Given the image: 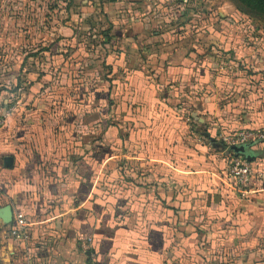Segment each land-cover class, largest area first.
<instances>
[{"label":"crops","instance_id":"0c3cea01","mask_svg":"<svg viewBox=\"0 0 264 264\" xmlns=\"http://www.w3.org/2000/svg\"><path fill=\"white\" fill-rule=\"evenodd\" d=\"M56 1L0 14V109L21 100L0 128V208L30 224L13 241L0 221L1 264H226L219 242L262 246L264 138L242 197L204 135L264 134L261 44L234 38L219 0H100L78 23L66 0L74 28Z\"/></svg>","mask_w":264,"mask_h":264},{"label":"rangeland","instance_id":"374dc122","mask_svg":"<svg viewBox=\"0 0 264 264\" xmlns=\"http://www.w3.org/2000/svg\"><path fill=\"white\" fill-rule=\"evenodd\" d=\"M39 1V0H38ZM98 1L100 0H72V2L75 3L74 4H70V6H75V10H70V14L73 12L75 14L74 20L76 19V23L79 22V18L80 20L83 18H87V15L83 14L81 11V7L86 8L87 9H91L94 8V4H96ZM20 0H0V14L3 15V18L6 17H11L12 19L16 20V18H18V14L19 11H13L12 7H17L20 3ZM47 6V7H51L53 4L55 6V3L57 4L56 0H40V3H42ZM221 7H223L224 9V13L225 18L228 21L227 22H231L233 23L236 31L234 32V38L237 40H240L244 46H248L250 44H247L250 40L249 37H251L253 39L252 41V45L255 46L257 44V48H259L260 44L262 47V50L264 51V20L260 19V18H256L254 16H250L247 14H243L240 12L239 9V5L237 3H235L233 0H219ZM18 4V5H17ZM67 6V1L66 0H60L59 1V7L61 8L60 13H59V17H60V28H63L67 23H69L67 26H70L72 28H74V21L71 20L69 13H67L65 11V7ZM72 11V12H71ZM11 12L12 14L10 16H7L6 13ZM76 12V13H75ZM102 21L105 22V20L102 18ZM106 25V23H105ZM63 26V27H62ZM85 32H87V30L83 29ZM52 32L51 30L48 31V37H47V41H50ZM249 35V37H248ZM239 36V37H238ZM77 39H80V36H78L76 34ZM60 40L61 42H64L65 38L60 36ZM204 41H207V38H205ZM256 42V44H255ZM207 44V42H206ZM251 45V47H252ZM243 46V48H244ZM249 47V46H248ZM241 48V49H243ZM260 49V48H259ZM239 51H235V54L238 53ZM228 52H221L222 55L227 54ZM235 59H231L233 60L234 63L230 64L231 66H234V69H242L244 65L242 64L241 61H238L237 57H234ZM51 61V60H50ZM3 64V61H2ZM220 65H226V63H220ZM56 66L53 65V68L50 67L47 70V74L49 75H45V77H47L49 79L48 84L50 82H52L53 79H51L52 77L50 76V72H52V70H55ZM46 70V69H44ZM229 71V70H228ZM56 81L60 82L61 85H63V81H60V79L58 80V78L55 79ZM66 81V86L68 84L72 85V81L69 77H67ZM59 83V84H60ZM18 101L19 102V106H21V100L20 99H15L12 101V104ZM224 133V134H231L233 133V131H223L221 129V131L218 132V134L216 135L218 137L219 134ZM217 137L215 138V140L217 141ZM27 217V216H26ZM11 225V224H10ZM10 225L7 227L5 225H3L4 227H6L5 231H9L10 230ZM6 232V234H7ZM249 240H235V242L233 244H230V246H225V249H221L223 247H219L221 246V243L219 242L218 247H215L214 249L217 251L218 257L219 255H221L220 260L223 262H226V264H264V243L262 244H251L253 246H256L257 248H255L252 251H249V247H247V245L249 244L248 242ZM264 242V241H263ZM252 246V247H253ZM228 248V249H227ZM225 253V257H223V254ZM219 260V259H218ZM223 264V263H222Z\"/></svg>","mask_w":264,"mask_h":264},{"label":"built area","instance_id":"2783aa9c","mask_svg":"<svg viewBox=\"0 0 264 264\" xmlns=\"http://www.w3.org/2000/svg\"><path fill=\"white\" fill-rule=\"evenodd\" d=\"M18 108L19 102L15 101L13 104L10 102L9 105L0 109V128L7 123L11 115ZM263 138L264 134L260 130L243 129L231 134L221 133L217 137V142L222 146L219 152L224 156V151L232 145L243 144L255 140L260 142ZM224 157L228 160L224 173L230 181L233 190L242 197L251 196L253 191L250 183L254 177L252 164L241 156L229 154ZM10 224L9 233L13 241L27 239L26 233L28 232L30 224L24 213H14ZM91 244L92 239L87 237L85 240L81 241L80 247L83 252H87L90 250Z\"/></svg>","mask_w":264,"mask_h":264},{"label":"water","instance_id":"95a60500","mask_svg":"<svg viewBox=\"0 0 264 264\" xmlns=\"http://www.w3.org/2000/svg\"><path fill=\"white\" fill-rule=\"evenodd\" d=\"M109 1L114 2L115 0ZM204 135L211 143H213V147L222 149V146L216 143L215 138L210 137L207 133H205ZM258 143L259 141L255 140L243 144L232 145L224 151L223 155L227 156L229 154H232L234 156H241L246 161L252 163L256 160L258 156H260L259 150L252 149L256 145H258ZM3 167L6 169H11L13 167V158L4 157ZM0 221L5 226L10 225V223L12 222V210L9 205L0 208Z\"/></svg>","mask_w":264,"mask_h":264},{"label":"trees","instance_id":"16d2710c","mask_svg":"<svg viewBox=\"0 0 264 264\" xmlns=\"http://www.w3.org/2000/svg\"><path fill=\"white\" fill-rule=\"evenodd\" d=\"M233 1L239 5V9L241 13L254 16L256 18H260L264 20V0H233ZM216 143L218 142L216 141ZM211 145L213 146V143H211ZM215 149L217 151L220 150V148H215ZM2 227L3 226L0 223V230Z\"/></svg>","mask_w":264,"mask_h":264}]
</instances>
